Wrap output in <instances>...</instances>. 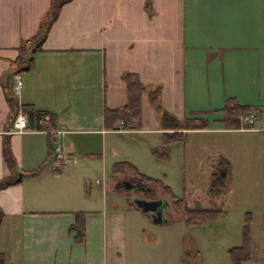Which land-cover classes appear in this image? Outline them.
Masks as SVG:
<instances>
[{
	"label": "crops",
	"instance_id": "crops-1",
	"mask_svg": "<svg viewBox=\"0 0 264 264\" xmlns=\"http://www.w3.org/2000/svg\"><path fill=\"white\" fill-rule=\"evenodd\" d=\"M50 5L51 0H0V180L45 163L36 176L0 190L4 264H132L125 249L133 226L124 212L141 211L127 198H111L110 193L119 194L105 168L104 179L92 178L78 161L99 157L105 167L128 162L159 178L160 164L169 161L162 135L172 131L159 126L150 103L148 90L155 87L158 104L170 115L207 121V129L189 131L184 139L199 134L205 191L218 159L230 163L231 182L223 201L211 200L213 205L207 198L211 206L205 207H233L243 220L249 215L251 260L243 264H264V0L68 1L35 53L32 69L10 81L20 109L31 105L52 122L46 117L39 130L11 133L14 120L3 79L16 49L38 32ZM124 74L137 75L146 88L140 127L125 130L119 124L108 130L104 110L127 102ZM228 100L263 114L250 113V124L243 122L248 116L225 122ZM5 141L13 170L3 157ZM58 145L68 160L57 166L51 155ZM93 179L100 199L92 191ZM77 213L84 215L80 243L69 231ZM256 221L263 237L255 242Z\"/></svg>",
	"mask_w": 264,
	"mask_h": 264
},
{
	"label": "trees",
	"instance_id": "trees-1",
	"mask_svg": "<svg viewBox=\"0 0 264 264\" xmlns=\"http://www.w3.org/2000/svg\"><path fill=\"white\" fill-rule=\"evenodd\" d=\"M70 0H51V5L48 12L42 17L38 32L31 38L21 42L16 49L17 57L15 60L9 62V71L3 79L4 94L6 102L11 111V120L16 117L19 105L13 93L10 90V81L16 74L28 72L32 69L34 64V55L41 50L45 41L50 25L56 20L60 8ZM126 84L127 102L119 109H105L103 118L105 127L108 130H114L118 124H122L125 130H136L140 127L141 110L140 97L146 90L145 86L139 81L135 74H124L122 76ZM149 100L155 113L159 118V126L165 131H172V133H163V144L168 146L178 141H183L184 134L189 131L207 129V121L198 117H187L182 120L175 118L168 112L163 110L158 104V97L160 88L148 90ZM21 111L25 114L27 119V129L39 130L41 124L45 123V118L48 117V122L51 124L52 117L43 111L34 110L31 105H20ZM225 122H231L237 117L248 116L255 112L262 115L263 112L257 109H251L248 106H242L235 100H228L222 109ZM3 157L5 162L13 170V160L9 151L8 142L5 141L3 149ZM157 159L164 160L167 158L165 154H156ZM45 168L43 163L38 170L29 173H22L13 175L10 178L0 180V190L3 188L19 183L25 176H36ZM131 174V175H128ZM111 179L114 181V191L116 193L134 192L139 195L140 199L155 200L158 192L163 198L170 199L174 207L178 211L186 213L189 217L187 223L203 224L209 221L221 220L224 212L216 208H185L182 200L176 199L170 188L165 186L160 180L150 178L139 173L133 165L128 162H118L112 166ZM231 182V166L226 159H218L212 166L209 183L207 186L206 196L208 201L220 199L223 201L229 191ZM162 200V198L160 197ZM158 200V199H157ZM133 207V206H132ZM83 213L75 215V221L71 225L69 231L75 234V241L82 242L84 239V221ZM3 219V213L0 210V226ZM250 223L249 215L245 217V223L242 229V246L231 248L228 251L229 259L232 264H243L251 260L250 251ZM0 264H4L3 254L0 253Z\"/></svg>",
	"mask_w": 264,
	"mask_h": 264
},
{
	"label": "rangeland",
	"instance_id": "rangeland-1",
	"mask_svg": "<svg viewBox=\"0 0 264 264\" xmlns=\"http://www.w3.org/2000/svg\"><path fill=\"white\" fill-rule=\"evenodd\" d=\"M166 147L164 152L169 155V161L160 164L164 166L162 171L159 170L157 179L170 188L176 199L182 200L185 208H206L207 181L203 180V175L199 171V134H193L184 141L168 144ZM97 152L100 154L99 150ZM79 160L78 162L89 170L92 178L97 174L100 180L104 179L102 173L105 168L106 176L114 190L115 183L110 176L112 168L110 163L106 161V167L103 166L99 157L88 159L89 161L81 158ZM51 161L57 163L52 157ZM91 185L94 196L97 194L96 197L100 199L94 179ZM157 193L155 200L161 197L163 201L160 224L154 223L141 212L132 210L124 212L126 222L133 226L131 244L126 243L125 249L126 255L131 257L132 264H232L228 251L241 245L242 228L245 223L241 213H237L233 207L229 209L225 206L221 220L190 224L187 223L189 217L186 213L178 211L170 199L163 198L158 191ZM118 194L109 195L112 199L118 197V200L124 202L127 198L132 205L133 199L141 198L134 192ZM210 203L213 204L212 201ZM214 208L218 209L219 205L217 207L215 205ZM253 235L255 242L263 237L260 221L254 224Z\"/></svg>",
	"mask_w": 264,
	"mask_h": 264
},
{
	"label": "built area",
	"instance_id": "built-area-1",
	"mask_svg": "<svg viewBox=\"0 0 264 264\" xmlns=\"http://www.w3.org/2000/svg\"><path fill=\"white\" fill-rule=\"evenodd\" d=\"M20 86V83L18 82L15 86L16 92L18 91ZM243 122L246 123H252L251 118H245L243 119ZM27 127V119L26 116L23 114V112L19 109L18 113L14 119L11 133H22L24 130H26ZM53 159L57 163H62L68 160V154L67 151L60 145L54 148L53 150Z\"/></svg>",
	"mask_w": 264,
	"mask_h": 264
},
{
	"label": "water",
	"instance_id": "water-1",
	"mask_svg": "<svg viewBox=\"0 0 264 264\" xmlns=\"http://www.w3.org/2000/svg\"><path fill=\"white\" fill-rule=\"evenodd\" d=\"M133 203L142 213L149 214L154 223L160 224L162 222V200L133 199Z\"/></svg>",
	"mask_w": 264,
	"mask_h": 264
}]
</instances>
